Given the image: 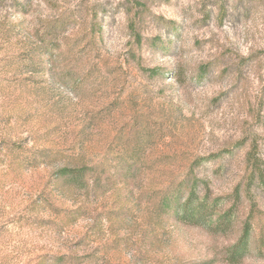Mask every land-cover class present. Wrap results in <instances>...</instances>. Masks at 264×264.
Wrapping results in <instances>:
<instances>
[{
	"label": "rangeland",
	"instance_id": "rangeland-1",
	"mask_svg": "<svg viewBox=\"0 0 264 264\" xmlns=\"http://www.w3.org/2000/svg\"><path fill=\"white\" fill-rule=\"evenodd\" d=\"M253 144L264 159V0H0V264H264ZM200 160L223 209L240 196L225 233L158 207Z\"/></svg>",
	"mask_w": 264,
	"mask_h": 264
},
{
	"label": "trees",
	"instance_id": "trees-1",
	"mask_svg": "<svg viewBox=\"0 0 264 264\" xmlns=\"http://www.w3.org/2000/svg\"><path fill=\"white\" fill-rule=\"evenodd\" d=\"M101 31V28H99ZM135 30V28L133 29ZM135 40L137 44L141 45V35L135 33ZM209 69L208 66L202 68L201 74H204ZM152 71H156L153 69ZM246 172H248L247 189L253 183H260L264 181V159L259 155L255 148V144L246 151ZM133 164L130 171L132 177H135L140 169L137 162L138 158L133 157ZM135 161V162H134ZM197 164L190 168L188 175L175 182L174 186L166 189L158 200V207L170 211L182 223L191 226L208 227L210 230L217 232H227L236 227L235 209L237 207V199L234 203L226 209H223V197H213L210 190V184L203 178H199L195 173V166L202 164V160L196 162ZM91 169V168H90ZM88 165L84 166H65L61 169L62 175H75L82 177L84 180L87 171L90 170ZM238 195V194H236ZM251 198V197H250ZM250 212L241 225V232L235 244L228 252V258L234 262L239 263L248 254L253 222L252 219L257 212V204L251 200ZM264 241V240H263ZM78 261L80 256L71 253H62L56 257V264H68L73 262L70 259ZM75 263V262H73ZM78 263H82L78 262Z\"/></svg>",
	"mask_w": 264,
	"mask_h": 264
}]
</instances>
